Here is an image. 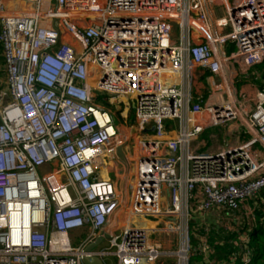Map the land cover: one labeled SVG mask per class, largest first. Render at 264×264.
<instances>
[{
	"label": "built area",
	"instance_id": "built-area-1",
	"mask_svg": "<svg viewBox=\"0 0 264 264\" xmlns=\"http://www.w3.org/2000/svg\"><path fill=\"white\" fill-rule=\"evenodd\" d=\"M0 57V264H218L264 230V0H0Z\"/></svg>",
	"mask_w": 264,
	"mask_h": 264
},
{
	"label": "trees",
	"instance_id": "trees-1",
	"mask_svg": "<svg viewBox=\"0 0 264 264\" xmlns=\"http://www.w3.org/2000/svg\"><path fill=\"white\" fill-rule=\"evenodd\" d=\"M259 69L261 72L264 73V65L261 66ZM101 104L106 109L111 107L105 101H103ZM120 107L122 108V105H120ZM129 112L131 113L129 117L130 120L132 121L133 110L130 109ZM260 198H264V194H261ZM257 203H258L257 198L250 201V204L252 206H256ZM257 217L260 218V213L257 214ZM214 238L215 237L213 235L209 237L210 243L214 244ZM240 238L249 240L247 246L251 250L252 264H264V230H258V229H254L250 233L228 232L226 235H224L222 237V242H221L222 245L218 248L219 250L218 264H227L228 257L234 255L238 251L237 246L240 244L239 243ZM194 260H196L197 262L200 261V263L198 264H206V262L203 261L201 258H195Z\"/></svg>",
	"mask_w": 264,
	"mask_h": 264
},
{
	"label": "rangeland",
	"instance_id": "rangeland-1",
	"mask_svg": "<svg viewBox=\"0 0 264 264\" xmlns=\"http://www.w3.org/2000/svg\"><path fill=\"white\" fill-rule=\"evenodd\" d=\"M222 16H224V11L223 10H215L214 12V17L215 19H218V18H222ZM226 54H230L232 52H234V48L233 46H227L226 47ZM5 84L2 82V80H0V101L3 103V102H6L8 100V96H7V93H6V90H5ZM120 105L119 104H112L111 107H109V111L111 112H115V123L119 126H122L124 129H127V127H125V125H123V122L125 121L126 125H129V122L131 123L132 121L130 120V112L127 111L126 112V117L123 119L118 112H116L115 110L116 109H120ZM221 144L223 145L224 143L221 142ZM118 172L119 174L121 175L122 173V170H121V167H118ZM126 186V185H125ZM120 219L122 220L123 222V217H120ZM122 222L119 224V225H122ZM158 229H161V227H156ZM77 233H71L69 235L70 237V240H71V243L72 245L74 246V243L73 241L75 242V240H78V237H77ZM170 235H168V237L165 235V234H162V233H155V234H148V237L150 238L151 242H159L162 244V248L165 250V251H176L177 249L173 246V243H172V239L169 238ZM82 237H80L81 239ZM222 244L219 245V247L221 246ZM176 249V250H175ZM112 262H114L113 259H111ZM167 264H175L176 263V258H172L171 260H165ZM200 262V261H199ZM198 263V262H197Z\"/></svg>",
	"mask_w": 264,
	"mask_h": 264
},
{
	"label": "water",
	"instance_id": "water-1",
	"mask_svg": "<svg viewBox=\"0 0 264 264\" xmlns=\"http://www.w3.org/2000/svg\"><path fill=\"white\" fill-rule=\"evenodd\" d=\"M153 131V128L150 130ZM117 155L119 156L120 159H123V154L121 151V148L117 149ZM108 237V233L103 234L102 237L98 238L94 243L90 244L86 249V253H90L91 250L97 248L99 245H101L102 241ZM82 264H103V262L93 256H84L82 259Z\"/></svg>",
	"mask_w": 264,
	"mask_h": 264
},
{
	"label": "crops",
	"instance_id": "crops-1",
	"mask_svg": "<svg viewBox=\"0 0 264 264\" xmlns=\"http://www.w3.org/2000/svg\"><path fill=\"white\" fill-rule=\"evenodd\" d=\"M0 80H2V82L5 84V87H6V82H5V74H4V71H3V61H2V58L0 57ZM259 71V70H258ZM5 90H6V88H5ZM4 103V102H3ZM1 101H0V106L3 104ZM219 141H220V144H221V142L222 143H225L226 141H228V142H230L231 144H233V143H235V137H234V135H230V137H228V138H226V137H224V135L223 134H221L220 136H219ZM222 145V144H221ZM212 244V243H211ZM212 245H214V244H212ZM198 263H200V262H198ZM197 263V261L196 260H192V264H198ZM206 264H208V263H206Z\"/></svg>",
	"mask_w": 264,
	"mask_h": 264
}]
</instances>
